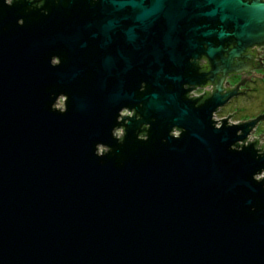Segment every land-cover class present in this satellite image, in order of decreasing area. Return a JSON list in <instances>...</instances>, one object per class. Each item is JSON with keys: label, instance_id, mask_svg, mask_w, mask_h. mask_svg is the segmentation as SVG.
<instances>
[{"label": "water", "instance_id": "obj_1", "mask_svg": "<svg viewBox=\"0 0 264 264\" xmlns=\"http://www.w3.org/2000/svg\"><path fill=\"white\" fill-rule=\"evenodd\" d=\"M253 46L264 0H0V264H264Z\"/></svg>", "mask_w": 264, "mask_h": 264}, {"label": "rangeland", "instance_id": "obj_2", "mask_svg": "<svg viewBox=\"0 0 264 264\" xmlns=\"http://www.w3.org/2000/svg\"><path fill=\"white\" fill-rule=\"evenodd\" d=\"M250 87L251 90L247 94V97L244 98L238 96L236 98L231 99L230 102L226 103L223 106L221 105L220 109L213 113L212 118L220 119L223 117H227L228 114H231L226 118L227 123L231 124L248 121L249 119H254L255 117H257L259 113L263 114L262 111L264 108V86L262 87L261 85H259V83H252L250 84ZM207 89L210 90L209 87ZM203 90V88H195L190 91V95L198 96L202 93ZM55 106H60V108L63 107L62 97L57 98ZM124 112L125 110H123L121 113ZM262 119L259 120L260 122H256L251 133L247 136V140L252 141L253 137L257 139L259 137V134L263 133L260 137H262L264 141V119ZM115 132H117L116 135L119 136L120 129H116L114 131V134ZM174 133H176V131H174ZM262 138H258V142H261ZM247 140L244 141V143H247ZM263 175L264 171H262L261 174L257 176L260 177Z\"/></svg>", "mask_w": 264, "mask_h": 264}, {"label": "flooded vegetation", "instance_id": "obj_3", "mask_svg": "<svg viewBox=\"0 0 264 264\" xmlns=\"http://www.w3.org/2000/svg\"><path fill=\"white\" fill-rule=\"evenodd\" d=\"M248 50L253 55L252 64L255 66L256 69L251 70L249 72H241L238 74L231 73L224 78L222 83L223 92L230 91L233 89H236V91L223 105H225L226 103L230 102L231 99L236 98L238 96L244 98L247 97V94L251 90L250 84L252 83H259V85H261L262 87L264 86V47L253 46L250 47ZM207 65L208 62L205 57H201L198 60V66L200 67V71H207L208 70ZM208 87L210 88V90L207 89ZM212 87H213L212 83L207 81L204 86H196L195 88H203L204 90L200 95H203V97H205L206 95H209L213 91ZM190 91H189V95H190ZM219 109L220 107H218L216 110L218 111ZM262 112H264V108Z\"/></svg>", "mask_w": 264, "mask_h": 264}, {"label": "bare ground", "instance_id": "obj_4", "mask_svg": "<svg viewBox=\"0 0 264 264\" xmlns=\"http://www.w3.org/2000/svg\"><path fill=\"white\" fill-rule=\"evenodd\" d=\"M194 88H195V87H194ZM194 88H193V89H194ZM216 111H217V110H215L214 112H216ZM217 113H218V112H217ZM215 122H216V125L219 126V125L221 124V119H218V120H216ZM252 129H253V128H252ZM252 129H251V131H252ZM251 131H250V133H251ZM250 133H249V134H250ZM249 134H248V135H249Z\"/></svg>", "mask_w": 264, "mask_h": 264}, {"label": "trees", "instance_id": "obj_5", "mask_svg": "<svg viewBox=\"0 0 264 264\" xmlns=\"http://www.w3.org/2000/svg\"><path fill=\"white\" fill-rule=\"evenodd\" d=\"M257 142V141H256ZM258 144V143H257Z\"/></svg>", "mask_w": 264, "mask_h": 264}]
</instances>
